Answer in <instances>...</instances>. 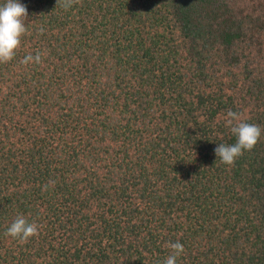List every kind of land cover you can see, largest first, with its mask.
Segmentation results:
<instances>
[{"label": "trees", "instance_id": "16d2710c", "mask_svg": "<svg viewBox=\"0 0 264 264\" xmlns=\"http://www.w3.org/2000/svg\"><path fill=\"white\" fill-rule=\"evenodd\" d=\"M19 2L0 264H164L176 241L177 264H264V0ZM228 110L262 129L234 166ZM18 215L39 235H5Z\"/></svg>", "mask_w": 264, "mask_h": 264}, {"label": "clouds", "instance_id": "9594fccd", "mask_svg": "<svg viewBox=\"0 0 264 264\" xmlns=\"http://www.w3.org/2000/svg\"><path fill=\"white\" fill-rule=\"evenodd\" d=\"M74 3L75 0H62V6L66 10L71 8ZM28 18L27 7L19 0H6V3L0 6V63L9 62L15 57L21 45V37L27 31L26 21ZM33 60L40 63L41 55L37 54L35 57L29 55L23 62L27 64ZM226 124L231 133L236 136V143L233 145L221 143L214 151L222 163L234 166L235 161L245 151L254 149L259 142L262 129L259 125L246 123L240 113L232 110L227 111ZM50 185H54V181H49L42 190L46 191ZM5 235L18 239L20 242H27L30 238L39 235V226L35 222H29L23 215H18L7 228ZM169 247L172 251L164 260V264H177V259L184 252V246L176 241L170 242Z\"/></svg>", "mask_w": 264, "mask_h": 264}]
</instances>
